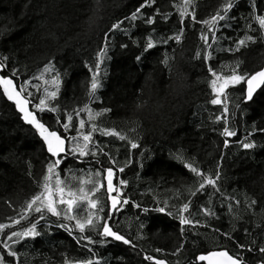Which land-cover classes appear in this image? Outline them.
I'll return each instance as SVG.
<instances>
[{"label": "trees", "instance_id": "trees-1", "mask_svg": "<svg viewBox=\"0 0 264 264\" xmlns=\"http://www.w3.org/2000/svg\"><path fill=\"white\" fill-rule=\"evenodd\" d=\"M220 2L195 0L197 20L213 14ZM140 3L142 0H99L98 3L97 0H0V58L8 57L7 64L18 68L21 80L38 75L43 65L51 60L62 74L58 98L52 103L69 111L84 104L94 111L110 108L111 111L102 114L95 123L101 128H115L127 137L120 140L115 136H103L100 132L93 133L94 142L106 145L104 151L117 162L111 165L108 157L100 154L102 164L116 168L131 160L124 172L117 173L114 179L116 184L119 179L128 181L126 186L119 187L129 203L119 211L115 210L109 223L135 245L133 248L86 231L85 235H91L96 241L104 239L105 243L84 247L87 242L77 243L75 238L79 235L77 229L73 228L70 234L59 226L64 223L71 227L74 221L62 218L58 221L51 214L40 220L39 214L32 212L26 220H20L19 224H12L10 229L0 233V240H3L4 234L20 231L34 220L40 232L39 236L26 237L17 244L9 241L18 256L7 258V264H64L65 258L73 264L76 260L88 258L99 259V264H155L145 260V255L163 259L167 264H193L196 254L216 245L233 253L241 251L212 228L231 231L242 243L253 238L258 243L264 241V212L261 211L264 208V133L253 131L254 126L264 128V91L258 90L253 101L244 102L241 99L242 85H230L221 94L222 103L214 105L210 102L215 98L210 86L213 77L208 71L212 67L221 75H228L237 61L240 62V72L251 73L263 67L264 34L258 31L257 23H252L257 31H251L240 19L249 12V0H239L231 10L230 15L237 17L232 27L216 31L218 40L208 49L211 56L207 61L203 59L205 46L200 39L204 26L188 18L179 43L174 40L167 44L157 42L139 62L136 61L135 57L142 52L150 33L159 41L180 28L170 0H157L153 8L142 9L146 14H151L155 7L170 11L172 15L168 22L158 18L155 25L148 26L142 20H126L125 17L130 16ZM256 3L258 13H264V0H256ZM117 21L123 22L121 27L127 30V35L120 30L108 33ZM152 27L156 29L154 33ZM246 31L257 37L256 42L248 43L239 51H227ZM105 33L110 39L107 58L100 69L101 86L95 91L96 98L89 99L88 82L92 76L89 67L95 70L96 52L104 45ZM209 43H212L211 39ZM121 44L127 47L121 48ZM198 49L201 51L199 57L196 55ZM165 56L167 64L162 63ZM4 74H9L7 69ZM51 74L45 73V78L50 79ZM32 84L37 85L39 91L31 87ZM45 87L50 85L30 79L28 90L38 97ZM33 102L38 103V99ZM40 115L46 123L55 124L56 113L46 111ZM225 115L229 128L236 131L235 136L227 138V147L224 146L225 137L219 134L224 121L215 119ZM81 118L87 122L86 113H81ZM60 131L64 132L62 128ZM249 132H253L249 139H254L257 147L246 150L240 143L245 142ZM75 134L72 129L65 133L68 136ZM129 140L138 147L132 148ZM48 157L35 131L20 119L14 106L0 96V223L11 224L10 218L19 219L25 201L40 190L37 181L45 171ZM185 162L213 173L217 163L220 164L218 183L221 190L240 201L239 205L231 201L232 213L228 211V202L222 204L216 194L211 199L217 216L204 217L199 209L201 205L208 206V193L212 189L207 188L206 192L191 197V216L185 213L192 220H200L201 224L180 225L176 211L180 204L189 202L188 189L195 187L193 173L184 166ZM99 167L90 155L74 159L65 154L57 171L73 188L78 189L79 180L83 178L87 191L91 187L89 180L95 179L89 176V172ZM96 196L102 202L107 201L104 188ZM246 196L258 202L253 209L255 215L245 207ZM161 207L165 208L164 212L158 211ZM109 210L107 202L105 212L98 214L104 216ZM74 211L85 217L89 211L87 202H80ZM244 229L249 231L247 237ZM157 248L163 251H154ZM177 248H181L180 252H176ZM0 255L6 256V252L0 251ZM242 255L248 264L264 258L259 253L246 251H242Z\"/></svg>", "mask_w": 264, "mask_h": 264}, {"label": "snow or ice", "instance_id": "snow-or-ice-1", "mask_svg": "<svg viewBox=\"0 0 264 264\" xmlns=\"http://www.w3.org/2000/svg\"><path fill=\"white\" fill-rule=\"evenodd\" d=\"M99 0H97V3ZM157 0H142V3L130 14V16L125 17L126 20L137 21L142 20L144 25L153 26L156 24L157 19H162L164 22H168L169 17L172 15L170 11H161L159 7H155L151 14H146L142 12V9L153 8L156 5ZM239 0H221L219 6L215 9L213 14H210L207 18L203 20H197L196 17V5L195 0H180L176 3L175 0H170L172 8L176 11L180 28L178 32L173 33L171 36L161 37L159 41L153 39L151 33L145 39L144 47L140 55L135 57L136 61H140L141 57L150 49H153L157 42L167 44L169 40H174L179 43L184 31L185 19L188 18L193 22L199 23L204 26L200 33V39L204 43L203 59L207 61L211 56V52L208 49L212 48L213 43L217 42L218 37L216 36V31L220 28H230L232 27V22L237 20L236 16L230 15L231 10L236 6ZM240 19L244 20L248 29L251 31H257V29L252 27V23L255 22L259 25L258 31L264 34V13H258L256 0H249V12L247 16H241ZM223 22V23H221ZM122 21H117L111 25L108 33L120 30L124 31L127 35V30L121 27ZM155 27H152L151 32H155ZM104 34V45L100 47L95 56V65L93 70L89 67V71L92 73L91 80L88 82L87 95L89 99L96 98L95 91L101 86L100 82V69L101 64L105 58H107L106 53L109 47V34ZM231 39V37H226ZM211 39L212 43H209ZM257 37L248 34L246 31L244 36L236 39L234 41L233 47L226 49L227 51H239L241 47H246L248 43H255ZM137 43V41H133ZM121 48H126V44H121ZM197 57L201 56V51L198 49L196 53ZM8 57L3 56L0 58V96H2L6 102H10L14 106L15 110L20 114V119L26 124L30 125L35 133L43 141V145L46 147V152L49 155L48 160L45 165V171L39 181H37L39 186V191L33 194L30 199L25 201V207L22 209V214L19 219L10 218L11 224L0 223V233L8 228L10 229L12 224H19L20 220H26L28 215L32 212L39 214L40 220H45L46 214H51V216L56 217L59 221L61 218L65 221L73 222L74 224L70 227L68 224L60 223V227H64L70 234L74 229L79 231V235L76 238L77 243L81 241H86L87 243L84 247L89 244H95L97 242L103 244L104 239L96 241L91 235H85L86 231L95 232L97 236L107 238L111 237L115 241H122L124 244H132V241L126 239L124 235L120 232L115 231L110 225L109 221L112 217V210L119 211L124 205L129 203V199L126 196L121 195V188L119 185H127L128 181L125 179H119V183H114V179L117 178V173L124 172V167L127 163H131L128 160L125 165L119 167L105 166L99 159V155L103 154L108 157V162L111 165H116V159L108 152L104 151L105 146H100L93 140V133L100 132L103 136H115L120 140H126L127 137L117 131L115 128H101L97 123L96 119L104 113L111 111L110 108H102L99 111H94L89 107L88 104H84L81 107L74 108L69 111L67 108L61 109L59 104H53L59 95L60 86L62 83V74L55 69L52 61L49 60L43 65V69L38 75L31 77L29 79H20V73L17 67H9L7 64ZM162 63L167 64V56H165ZM88 65L86 64V67ZM240 67V62L237 61L235 66L232 67L230 74L221 75L220 73L213 70L212 67L208 68V71L212 74L213 79L210 81V86L212 92L215 94V98L211 99L212 104L222 103L221 94L225 93V90L229 86L242 85L241 87V99L244 102H249L254 100V96L257 94L258 90L264 91V67H261L258 71L240 72L238 71ZM7 69L9 74H4ZM45 73L51 74L50 79L45 78ZM66 74V73H65ZM30 79L41 80L45 85H50V87H45L42 95L36 97L34 94L28 90ZM246 85V87H245ZM31 87L39 88L37 85L32 84ZM31 98V99H30ZM38 99V103H34L33 100ZM226 99V96H225ZM239 107V104L236 105ZM56 113L55 124L46 123L41 113L44 112ZM225 113H227V105L224 107ZM61 112L63 115H61ZM81 113L87 114V122L85 119L81 118ZM75 118V119H74ZM217 121L223 119L224 126L220 130L219 134L225 137L224 146L227 147L229 140L227 138L235 136L236 131L231 130L228 126L227 116H216ZM58 125L59 127H56ZM64 132H61L60 129ZM70 129L75 131V135L68 136L65 135ZM253 131H258L264 133V128H256L254 126ZM253 132H249L247 137H245V142L240 143L243 149L249 150L257 147L256 141L254 139H249L252 137ZM132 148H137L138 145L129 140L128 141ZM65 154L71 155L74 159H80L86 156H91L97 164L100 165L99 168L95 170H90L89 176L95 177V179H90L89 183L91 187L89 190L84 188V180L80 178L79 188L70 187L64 179L61 178L59 172L57 171L62 161L65 159ZM178 159H183L182 156H178ZM187 169L193 173L194 176V188H189V202L180 204L176 211V216L179 220L181 226L189 225L195 226L200 225V220H192L189 218L191 213L189 212L191 205V197L196 196L197 193H204L207 188H211L212 192L208 193L209 200L207 202L208 206L201 205L199 211L203 213L204 217L211 218L216 217L217 213L214 210L211 197L213 195L219 194L221 198V203L228 202L227 207L229 213L233 212V205L231 201H235L237 205L240 204L239 200L235 197L227 195L221 190L219 185V180L221 179L220 164L217 163L216 171L213 173L211 170L204 171L194 163L185 162L184 165ZM68 171H71L70 169ZM75 178V177H73ZM102 188L105 189L107 196V201L102 202L99 197L96 196ZM82 201L87 202L88 213L85 217H81L75 213L74 209L79 206ZM107 202H110V210L105 213L104 216H100L98 213H104ZM258 204L256 199H249L245 197V207L249 212L253 211L254 207ZM139 207V205H134ZM147 211V209H145ZM160 212H164L165 208L161 207L158 209ZM264 212V208L261 209ZM185 213H189V216H185ZM172 215L171 212L168 213ZM239 218V217H235ZM36 221H30L29 226L23 228L20 231H11L10 233L4 234L5 238L0 240V251L6 252L5 255H0V264H7V258L17 257L18 253L9 244H17L20 240H24L26 237L35 238L40 235L37 231ZM207 227H212L211 225H203ZM142 228L143 225L141 224ZM183 227H181V233L183 234ZM212 231L219 234L226 240L233 242L235 248L241 250L236 252H231L228 248L216 245L211 249H207L204 252L196 254L194 256L193 264H248L242 255V251L248 253H259L261 257H264V241L258 243L256 238L251 239L248 243H242L237 240L231 233V231L224 232L220 228H212ZM245 236L249 235L248 229H244ZM183 244H181V248ZM181 248H177L176 252H180ZM92 252V249H88ZM156 252L163 251L160 248L155 249ZM175 254V253H173ZM95 254L93 253V257ZM145 260L154 261L155 264H166L163 259H157L151 255H145ZM64 264H73L67 258L64 260ZM74 264H99V259H82L76 260ZM255 264H264V258L256 259Z\"/></svg>", "mask_w": 264, "mask_h": 264}, {"label": "water", "instance_id": "water-1", "mask_svg": "<svg viewBox=\"0 0 264 264\" xmlns=\"http://www.w3.org/2000/svg\"><path fill=\"white\" fill-rule=\"evenodd\" d=\"M263 67H264V65H263ZM245 87H246V85H245ZM20 115V114H19ZM24 122V121H23ZM25 123V122H24ZM26 124V123H25ZM26 125H28V124H26ZM30 126V125H29ZM31 127V126H30ZM32 128V127H31ZM33 129V128H32ZM34 130V129H33ZM35 131V130H34ZM37 136H38V134H37ZM39 137V136H38ZM39 139L41 140V138L39 137ZM42 141V140H41ZM42 143H43V141H42ZM45 149H46V147H45ZM48 155H50V154H48ZM109 208H110V202H109ZM115 210H112V213L114 212ZM109 238H111V237H109ZM112 239V238H111ZM112 240H114V239H112ZM115 241V240H114ZM117 242H121V243H123L122 241H117ZM124 244V243H123ZM125 245H127V244H125ZM167 264V263H166Z\"/></svg>", "mask_w": 264, "mask_h": 264}]
</instances>
